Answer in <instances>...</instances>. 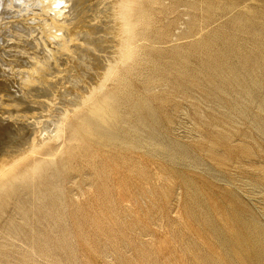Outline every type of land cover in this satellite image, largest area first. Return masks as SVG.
Segmentation results:
<instances>
[{
	"label": "rangeland",
	"instance_id": "1",
	"mask_svg": "<svg viewBox=\"0 0 264 264\" xmlns=\"http://www.w3.org/2000/svg\"><path fill=\"white\" fill-rule=\"evenodd\" d=\"M27 1L10 0L8 4L14 6H3L5 10L1 9L0 13V80L8 79L0 81V88L5 86L0 94L17 107L15 111L12 107L9 110L15 115L9 122L13 132L8 130L9 133L0 136L9 138L4 137L3 143L4 140H11V144L20 140V143L23 138L29 139L32 132L37 141L53 133L56 125L53 121L60 115L57 105L67 100L65 107L71 110L72 101L75 106L74 100H79L77 91L81 94L79 91L97 83L117 46L118 20L112 18L115 14L111 5L114 0H76V3L69 0L74 4L78 1V7L65 0H36L37 4L41 2L38 6L35 0L36 6L32 0L28 1L32 4ZM57 1L61 3L58 5ZM48 2L54 4L53 8L56 5L59 9L66 8V13L71 12L75 18L80 16L83 22L90 21L84 24L72 18L74 25L81 23L78 29L83 32L77 34L81 38L73 35L76 28L70 25L69 32L75 42L69 45L68 54L64 53L67 57L55 50L57 39L46 25L39 24L46 28L43 31L37 19L15 16L29 13L30 9L45 12L42 3ZM76 11L79 16L74 14ZM148 12L151 17L147 19ZM106 15L114 21L107 16L108 22ZM7 19L13 21L12 26ZM131 19L134 34L140 38L137 54L121 65L117 77L108 81L100 96L108 93L111 101L121 104L116 114L105 117L142 122L138 129L140 136L147 140L150 134L154 145L128 148L116 140H108L107 132L98 127L97 136L84 133L89 140L78 138L63 143L62 158L58 157L57 161L56 181L60 188L43 192H52L51 198L45 197L49 205L53 204L52 215L32 205L34 197L29 189L31 184L35 188L37 183L44 185L52 181L49 177L52 170H47L45 165L32 179L26 177V183L16 187L27 199L23 210L29 215L26 220L15 213L13 199L8 205H0V224H6L14 215L11 225L25 228L15 239L4 236L0 230V241L10 245L2 250L7 254H0V264H264V0H135ZM31 21L37 23L34 24L39 32ZM11 28L21 31V36H13ZM4 29H10L5 34L9 35L8 39L3 36ZM109 38L113 39L112 43ZM41 41L47 44H40ZM23 44L24 47L18 46ZM49 47L53 52H46ZM22 49L26 54L21 55ZM35 49L47 66L40 73L44 76L33 74L36 80L39 77L37 81L29 72L23 75L20 69L32 65L28 57ZM17 52L23 61L16 58ZM13 59L19 62L14 63ZM40 76L48 79L44 81ZM38 93L44 96L39 97ZM72 94L77 99H70ZM35 96L43 99L36 101ZM42 101L49 103L39 105ZM64 105L61 108L65 110ZM54 113L56 118L52 116ZM23 121L26 127H22ZM120 124L127 125L124 121ZM33 212H38L39 218L32 217ZM18 237L30 246L38 241L36 252L20 246Z\"/></svg>",
	"mask_w": 264,
	"mask_h": 264
},
{
	"label": "bare ground",
	"instance_id": "2",
	"mask_svg": "<svg viewBox=\"0 0 264 264\" xmlns=\"http://www.w3.org/2000/svg\"><path fill=\"white\" fill-rule=\"evenodd\" d=\"M8 1H10V0H0V13H2L1 12V9H3V10H5L4 8L5 7H7L9 4V2ZM23 1H26V0H23ZM29 1V0H28ZM27 1V2H28ZM41 1V0H40ZM65 1H68L69 2V0H65ZM79 1V0H78ZM77 1V4H74V3H71V2H73V1H71V2H69V3H71L72 5L74 4L75 6H77L78 7V2ZM81 1V0H80ZM85 1V0H84ZM98 1V0H97ZM105 1V0H104ZM107 1V0H106ZM105 1V2H106ZM11 2H13L14 3V1H11ZM11 2H10V5H11ZM32 2L34 3V1L32 0ZM35 2H36V0H35ZM38 2V1H37ZM37 2H36V4H37ZM42 2H44V1H42ZM45 2H47V1H45ZM61 3L60 1H57V3ZM75 3H76V0L74 1ZM83 2V1H82ZM92 2V1H91ZM108 2H110L109 0H108ZM108 2H107V4H108ZM113 2V3H112ZM135 2V0H114V1H111V5H112V7H113V14H115V16L114 15H112V18L114 17L115 19V22L118 20V24L116 23H114L116 26H117V28H115V29H117L116 31V33H117V35H116V38H117V46L113 43V45L114 46H116V48L114 47L113 49H115L116 51L114 52V56L113 55H111V57H113V59L112 60H108V62H107V64H106V66H105V70L100 74V76H99V79H98V81H97V83L96 84H94V85H91L90 84V86L89 87H87V89H85V87H84V89H85V91H79V92H81V94L80 93H78V91H77V94H79L80 96L78 97L79 98V100L77 101V100H74V101H76V104H75V106H74V102L72 101V104H71V101L69 102V100H68V102L71 104V105H73V106H70L72 109L71 110H69V109H67V108H69V107H65L66 106V102H67V100H65L66 102H64V103H62V104H60V105H57V106H60V108L63 106V104H65L64 105V107L66 108L65 110H64V108H61V109H63V112H62V110L59 108L57 111L60 113V115H56V113H54L52 116L54 117V118H56L57 116H59L58 118H57V120L56 121H53L54 120V118H53V122H56V125H54L55 126V128H54V131H53V133H51L50 135H48L49 133H47V136H45V137H43V136H41V138H40V140L39 141H37L36 140V136L33 134L32 135V133L30 134V136L31 137H29V139L28 138H26V140L23 138H19V139H22V141H25V142H20L19 143V141L20 140H17L18 142H14V143H10V141L9 142H5V140H4V143H3V138L5 137V135H4V137L3 138H0V205L1 206H5V205H8V203H10V202H12V201H10L11 199H13L14 201V210H15V213L16 214H18V217H20L21 219H24V220H26V218H27V216H29L28 215V213L27 212H25V211H23V210H25L26 209V201H27V199H24V197H23V195H22V191L21 190H17V186H18V184L21 186V184H25L26 183V177H29V178H33L34 176H35V174H38L39 173V170L41 169V167L42 166H46L47 167V170L49 169V170H52V172H51V174L49 175V177H50V179H52V181H48V183H46V184H41V185H38L39 183H37V186L35 187V188H33V185L31 184L30 186H29V189H31V193L33 194V197H34V201H32V205H35V206H37L39 209L40 208H42V209H44L45 211H46V213H48V214H50L51 213V210H52V208L50 207L51 205H53V204H51V205H49V202H46L45 201V197H49L50 196V198L52 197V192H54V190H56V189H58V188H60V186H59V184H58V182L56 181V177H57V168L59 167V165L57 164V161H58V159L59 158H62L60 155L63 153V151H62V146H63V143H65V142H71L72 140H76V139H78V138H80V139H85V140H89V137L88 136H86L84 133H86V134H88V135H96L97 136V132H98V130H97V127L98 128H102L105 132H107V139L108 140H116V141H118L119 142V144H124L125 145V147H128V148H132V147H142V146H152V145H154V138L150 135V134H148V136H147V140L144 138V137H141L140 136V133H139V123H142V122H140V121H136V120H134V121H132V122H129L127 119H122V120H119V117H112V116H110V117H112V118H107V117H105V114H109V115H112V114H116L117 113V110H118V108L120 107V102H118L117 100H115V101H111L110 100V98H111V96L108 94V93H104L103 95H104V97H101L100 95L102 94V92L106 89V87H107V83H108V81L110 80V79H115V77H117V75H118V73L120 72V70H121V65H123V64H125V63H127V62H129L130 60H133V57L137 54V41H138V39H140V38H138V36H137V34H134V27H135V25H134V23H133V21H132V19H131V15H132V6H133V3ZM12 3V5L14 6V4H16V3H14L13 4ZM24 3V2H23ZM29 3V2H28ZM39 3H41V2H39ZM38 3V4H39ZM49 3V2H48ZM59 3H58V5H59ZM94 3V2H93ZM98 3V2H97ZM104 3V2H103ZM29 4H32L31 3V1H30V3ZM29 4H28V6H29ZM38 4H37V6H38ZM83 4V3H82ZM105 4V3H104ZM9 5V6H10ZM12 5H11V7H12ZM27 4H24V6H26ZM34 5H35V3H34ZM42 5H43V7H45V8H43L41 5H39L41 8H43V10H45V12H42V10H41V12H36V11H34L33 12V10L31 11V9H30V11H31V13H30V11H29V13L28 12H25V13H18V14H15L14 13V11L12 12L13 14H15V16H18V15H21V16H23L24 17V19L26 20L27 18H28V20H30V19H33V21H34V19H37L38 21H39V23L37 24V23H35V24H37V25H39V24H43V27H44V25H46L47 26V28H48V31L52 34V36L54 37V38H56L57 40H56V45H57V48L55 49L56 51H58L57 49H59V54L62 52V54H64V53H67L68 54V50L70 51V49H69V47H71V46H69V45H71V43H72V41H74L75 42V40H73V38L71 37V33L69 32V27H70V25H74L75 23H74V21L75 20H77V18L78 17H76L75 18V15L74 14H76L77 13V11H78V9L77 8H75V9H77V11L73 14L74 16H72L70 13H66V11L67 10H65L66 8H61V9H59L58 8V5H56L57 6V8H55V6H54V8H53V6L52 5H54V4H52V3H49V4H46V3H42ZM60 5H62V4H60ZM89 5V4H88ZM87 5V6H88ZM3 6H5V7H3ZM36 6V5H35ZM81 6V5H80ZM80 6H79V8H80ZM90 6V5H89ZM94 6V5H93ZM107 7H108V5H106ZM110 6V5H109ZM10 7V8H11ZM17 7V6H16ZM32 7V6H31ZM46 7L47 8H49V10L51 9L52 10V8H53V13H52V11L50 10V12L48 11V9H46ZM61 7H64V6H61ZM67 7V6H66ZM84 7H86V4H85V6L83 5V8ZM99 7H101V6H99ZM99 7H98V9H99ZM104 7V6H103ZM111 7V8H112ZM19 8V7H18ZM24 8H27V7H24ZM23 8V9H24ZM32 8H35V7H32ZM40 8V9H41ZM68 8V7H67ZM82 8V7H81ZM83 8H82V10H83ZM89 8V7H88ZM93 8V7H92ZM110 8V7H109ZM8 9V8H7ZM36 9H38V7H36ZM54 9H56V11L54 10ZM59 9V10H58ZM91 9V8H90ZM103 9V8H102ZM10 12H11V10H12V8H11V10L10 9H8ZM13 10H15L16 11V8H14ZM26 10H28V8L26 9ZM47 10V11H46ZM64 10V11H63ZM69 10V9H68ZM70 10H73V8L72 9H70ZM81 10V9H80ZM81 10V11H82ZM95 10V9H94ZM108 10V9H107ZM107 10H106V13H107ZM111 11H112V9H110ZM22 11V10H21ZM20 11V12H21ZM99 11V10H98ZM79 12V11H78ZM85 12V11H84ZM90 12H92V11H90ZM11 13V14H12ZM82 13H83V11H82ZM81 13V14H82ZM95 13V12H94ZM104 13V12H103ZM11 14H8V15H11ZM12 14V15H13ZM36 14H38V15H36ZM45 14V15H44ZM79 13H77V15H78ZM86 14V13H85ZM88 14V13H87ZM102 14V13H101ZM108 14H109V11H108ZM110 14H112V12L110 13ZM0 15H2V14H0ZM42 15H44V16H48V18H45V17H43ZM76 15V16H77ZM80 15V14H79ZM78 15V16H79ZM84 15V14H83ZM83 15H82V17H83ZM89 15V14H88ZM93 15H95V14H93ZM103 15H105V13L103 14ZM147 19H148V17L150 18L151 17V13L150 12H148L147 14ZM146 15H145V17H146ZM46 16V17H47ZM84 16H86V15H84ZM96 16V15H95ZM98 16V18L100 17L101 18V16H99V15H97ZM107 16L108 15H106L105 16V18L107 19ZM110 16V15H109ZM108 16V18H110ZM6 17V16H5ZM9 18L11 17V16H8ZM7 17V18H8ZM75 19H74V18ZM91 17V16H90ZM144 17V18H145ZM3 18H4V16H3ZM72 18L74 19V21L72 20ZM81 17L79 16V18H78V20L80 19ZM97 18V19H98ZM104 18V17H103ZM112 18H110V21H111V19ZM117 18V19H116ZM6 19V18H5ZM83 19H85V18H83ZM95 19V18H94ZM105 19V20H106ZM8 20V19H7ZM28 20H27V22H28ZM81 20V22H83V20L82 19H80ZM89 20V19H88ZM88 20H84V22L85 21H88ZM99 20V19H98ZM97 20V21H98ZM113 20V19H112ZM113 20V21H114ZM5 21V20H4ZM37 21V22H38ZM72 21H73V23H72ZM107 21H108V19H107ZM106 21V22H107ZM110 21H108V22H110ZM112 21V22H113ZM0 22H2V21H0ZM12 20L11 19H9L8 21H7V23H9V25L11 24V26H12ZM26 22V23H27ZM32 22V21H31ZM76 22V21H75ZM79 22V21H78ZM77 22V23H78ZM83 22V23H84ZM88 22H90V21H88ZM92 22V21H91ZM96 22V21H95ZM94 22V24L96 25V23ZM101 22V21H100ZM111 22V23H112ZM29 23V22H28ZM33 22H32V24L31 25H35ZM87 23V22H86ZM86 23H84V24H86ZM147 23V22H146ZM30 24V23H29ZM81 24V23H80ZM80 24H78L79 26H80ZM89 24V23H88ZM108 24H110V23H108ZM113 24V25H114ZM6 25V24H5ZM78 25H74V27L76 28L75 29V34H73V35H77L78 33H82L83 31H81L80 29H78ZM83 25V24H82ZM98 25V24H97ZM114 25V26H115ZM7 26V25H6ZM30 26V25H29ZM36 26V25H35ZM88 26V25H87ZM94 26V25H93ZM110 26H112L111 24H110ZM110 26H108V27H110ZM8 28H10L9 26H7ZM37 27V26H36ZM81 27V26H80ZM86 27V26H85ZM99 27H100V25H99ZM98 27V28H99ZM107 27V28H108ZM3 28H4V25H3ZM31 28V27H30ZM38 28V27H37ZM39 28H42V25H39ZM37 29V31L38 30H40V29ZM83 28V27H82ZM94 28V27H93ZM95 28H97V27H95ZM97 28V29H98ZM101 28H103V27H101ZM101 28H99V29H101ZM106 28V27H105ZM112 28V27H111ZM114 28V27H113ZM112 28V30L113 31H115V29H113ZM33 29V28H32ZM46 28H42L41 30H45ZM84 29V28H83ZM5 30V29H4ZM10 29H8V30H5L4 32V35L3 36H5V34L7 33L6 31H9ZM11 30H13L14 31V34H12L13 32H11V34L14 36L15 34H16V36L17 37H19V36H21V34H20V32L21 31H19V30H16V29H13V28H11ZM103 30V29H102ZM106 30V29H105ZM30 31V30H29ZM56 31H60L59 33L58 32H56ZM84 31H85V29H84ZM93 31V30H92ZM104 31V30H103ZM102 31V32H103ZM39 32V31H38ZM99 32H101V31H99ZM98 32V34H101V33H99ZM0 33L2 34V32L0 31ZM34 33V32H33ZM41 33V32H40ZM107 33V32H106ZM111 33H112V31H111ZM115 33V32H114ZM9 34V33H8ZM44 34H47L48 35V38H49V34L47 33V32H43V35ZM97 34V33H96ZM253 34L255 35L256 33L255 32H253ZM7 35V34H6ZM38 35V34H37ZM47 35H46V37H47ZM79 35V34H78ZM77 35V36H78ZM95 35V34H94ZM113 36H114V34H112ZM3 36H1V38L3 37ZM11 36V35H10ZM45 36V35H44ZM108 36V35H107ZM111 36V35H110ZM6 37V36H5ZM5 37H4V39H5ZM8 37H9V35L6 37L7 39H8ZM34 37V36H33ZM32 37V38H33ZM38 37H40L39 35H38ZM43 36H41V38H42ZM79 37V36H78ZM85 37V36H84ZM83 37V38H84ZM95 37V36H94ZM11 38V37H10ZM9 38V39H10ZM36 38V37H35ZM76 38V37H75ZM79 38H81V37H79ZM86 38V37H85ZM96 38V37H95ZM98 38V37H97ZM4 39H2V40H4ZM12 39V38H11ZM38 39V38H37ZM43 39V38H42ZM51 39H53V38H50V40ZM91 39V38H90ZM103 39V38H102ZM110 39V38H109ZM6 40V39H5ZM13 40V39H12ZM11 40V41H12ZM25 40H27V39H25ZM31 40V39H30ZM29 40V41H30ZM33 40V39H32ZM38 40H41V39H38ZM38 40H36V41H38ZM78 39H76V41H77ZM88 40V39H87ZM95 40V39H94ZM100 40V39H99ZM115 40V39H114ZM54 41V40H53ZM107 41V40H106ZM105 41V42H106ZM110 41H111V39H110ZM112 41H113V39H112ZM112 41H111V43H112ZM8 42V41H7ZM9 42H10V40H9ZM8 42V44L10 45V43ZM31 42H33V41H31ZM42 42H44V41H41L40 42V44H42ZM55 42V41H54ZM115 42V41H114ZM38 42H36V44H37ZM44 43H46V42H44ZM51 43V42H50ZM79 43H80V41H79ZM91 43V42H90ZM107 43H109V42H107ZM116 43V42H115ZM18 44V43H17ZM16 44V45H17ZM26 44H28V43H26ZM35 43H34V45H36ZM40 44H39V46H37V47H40ZM47 44V43H46ZM53 44V43H52ZM73 44V43H72ZM78 44V43H77ZM83 44V43H82ZM103 44H105V43H103ZM11 45L13 46V44L11 43ZM33 45V44H32ZM106 45V44H105ZM105 45H103L104 47H106ZM113 45H112V47H113ZM6 46H8V45H6ZM19 47H24V44L23 45H18ZM88 46V45H87ZM108 46H109V44H108ZM110 46H111V44H110ZM14 47H15V45H14ZM27 47V45H25V48ZM31 47V46H30ZM34 47V46H33ZM32 47V48H33ZM51 47V46H50ZM49 47V48H50ZM54 47V46H53ZM56 47V46H55ZM89 47V46H88ZM18 48V47H17ZM42 48H43V46H42ZM83 48V47H82ZM85 48V47H84ZM101 48H102V46H101ZM101 48H100V50H101ZM2 49V48H1ZM9 49V48H8ZM11 49V48H10ZM13 49H15V48H13L12 47V51L14 52V50ZM19 49V48H18ZM18 49L17 50H15V51H18ZM38 49H41V48H38ZM45 49V48H44ZM51 49V48H50ZM48 49V50H46V52H53V49ZM75 49V48H74ZM20 50V49H19ZM24 49H22V52H20L21 53V55L23 54L24 55V51H23ZM27 50V49H26ZM25 50V51H26ZM34 50V49H33ZM76 50H79V49H77L76 48ZM92 50V49H91ZM99 50V49H98ZM111 50V49H110ZM28 51H29V49H28ZM38 51V50H37ZM40 51V50H39ZM94 51V50H93ZM4 52V51H3ZM30 52V51H29ZM33 52V51H32ZM43 53L45 52V51H42ZM42 52H41V55H42ZM92 52V51H91ZM140 52V51H139ZM9 53H12L11 51L9 52ZM18 53V52H17ZM39 53V52H38ZM56 53V52H55ZM85 53V52H84ZM108 52H106V54H107ZM14 54H16V52L14 53ZM19 54V53H18ZM26 54V53H25ZM30 54V53H29ZM59 54H57V55H59ZM71 54H73V53H71ZM74 54H75V52H74ZM102 54H104V55H106L105 53H103L102 52ZM101 54V55H102ZM110 54V53H109ZM111 54H113V53H111ZM7 55V54H6ZM12 55V54H11ZM40 55V54H39ZM37 53H36V49H35V51L32 53V54H30V57H28V53H27V56H26V58L28 57V58H31L32 59V65H31V63H30V67H29V69H27V68H20L21 69V72L23 73V75H24V73L25 72H29L30 74H34L35 76H36V74H38V75H41L42 73V71L43 70H45L44 69V66H46V63H45V60L44 61H41L42 59H41V57L42 56H39ZM51 55H52V53H51ZM64 55H66V54H64ZM70 55V54H69ZM103 55V56H104ZM16 56V55H15ZM24 56V57H25ZM45 56V55H44ZM61 56V55H60ZM63 56V55H62ZM61 56V57H62ZM78 56V55H77ZM100 56V55H99ZM6 57V56H5ZM12 57H14L13 55H12ZM17 57H21L20 56V54H19V56L17 55L16 56V58ZM66 57H67V55H66ZM70 57V56H69ZM71 57H74V59H75V56H73V55H71ZM105 58H107L108 57V59H109V57H110V55H108V56H104ZM8 58H10V57H8ZM7 58V59H8ZM22 58V61H23V57H21ZM21 58H19V59H21ZM43 58V57H42ZM54 59H55V57H53ZM81 58V57H80ZM99 58V57H98ZM102 58V57H101ZM15 59V58H14ZM14 59H13V61H14ZM44 59V58H43ZM50 59V58H49ZM57 59H59V58H57ZM71 58H69L68 60H70ZM12 60V59H11ZM61 60V59H60ZM59 60V61H60ZM63 60V59H62ZM12 61V62H13ZM27 61H31V60H29V59H27ZM53 60H51V62H52ZM58 60H57V62H59ZM19 61L16 59L15 61H14V63H18ZM57 62H55V63H57ZM63 62V61H62ZM66 62H68V61H66ZM86 62V61H85ZM8 63V62H7ZM23 63V62H22ZM27 63V62H26ZM76 63V62H75ZM87 63V62H86ZM9 65H10V63H8ZM7 64V65H8ZM13 64V63H12ZM20 64V63H19ZM48 64V63H47ZM57 64H59V63H57ZM63 64V63H62ZM65 64V63H64ZM63 64V65H64ZM82 64V63H81ZM91 64V63H90ZM26 65V64H25ZM78 65H80V64H78ZM14 66V65H13ZM15 66H16V64H15ZM22 66V65H21ZM65 66V65H64ZM9 67V66H8ZM7 67V68H8ZM11 67H12V65L10 66V68H9V70L11 69ZM25 67V66H24ZM47 67V66H46ZM45 67V68H46ZM56 67V66H55ZM60 67H61V65H60ZM76 67V69H77V65L75 66ZM90 67V66H89ZM102 67V66H101ZM104 67V66H103ZM13 68V67H12ZM6 69V68H5ZM5 69H3V70H5ZM16 70H17V67L15 68ZM19 69V70H20ZM46 69H48V68H46ZM57 69V68H56ZM55 69V70H56ZM68 69V68H67ZM73 69V68H72ZM80 70H81V68H79ZM102 69V68H101ZM7 70V69H6ZM14 70V69H13ZM49 70H50V68H49ZM78 70V69H77ZM11 72H12V70H10ZM10 71H6V72H10ZM51 71V70H50ZM54 71V70H53ZM58 71H59V68H58ZM61 71V70H60ZM59 71V72H60ZM71 71H73V70H71ZM82 71H84V70H82ZM5 72V71H4ZM5 72V73H6ZM15 72V71H14ZM21 72H19V73H21ZM63 72H64V70H63ZM86 72V71H85ZM18 73V74H19ZM41 73V74H40ZM43 73H46L47 74V72H43ZM58 73V72H57ZM73 73V72H72ZM78 73V72H77ZM92 73V72H91ZM14 74H16V73H14ZM29 74V75H30ZM53 74V73H52ZM76 74V73H75ZM98 74V73H97ZM2 75V74H1ZM11 76V78L13 77V73H11L10 74ZM22 74H20V76H21ZM28 75V77H30ZM32 75H31V77H32ZM34 75H33V78H34ZM45 75V74H44ZM44 75H41V76H44ZM78 75V74H77ZM84 75V74H83ZM4 76V75H3ZM7 76H9L8 75V73H7ZM41 76H40V79H45L44 77L43 78H41ZM49 76H51V75H49ZM48 76V77H49ZM65 76V75H64ZM76 76V75H75ZM85 76V75H84ZM5 77H6V75H5ZM15 77V76H14ZM16 77H18V76H16ZM15 77V78H16ZM53 77V76H52ZM66 77V76H65ZM65 77H61L64 81H66V79H65ZM71 77V76H70ZM73 77V76H72ZM76 77H78V76H76ZM8 78V77H7ZM19 78H21V77H19ZM39 77H37V80H39L38 79ZM57 78V77H56ZM69 78V77H68ZM73 78H75V77H73ZM79 78V77H78ZM82 78V77H81ZM4 78H2V80H3ZM22 79H24V77H22ZM31 79V78H30ZM35 79V78H34ZM48 79V78H47ZM47 79H45V80H47ZM51 79V78H50ZM49 79V80H50ZM54 79V78H53ZM53 79H51V80H53ZM69 79H71V78H69ZM89 79V78H88ZM2 80H0V81H2ZM5 81H7L8 79H4ZM12 80V79H11ZM15 80V79H14ZM29 80V79H28ZM27 80V81H28ZM36 80V79H35ZM36 80V81H37ZM44 80V81H45ZM48 80V81H49ZM97 80V79H96ZM54 81V80H53ZM53 81H51V82H53ZM69 81V80H68ZM73 81V80H72ZM75 81H76V79H75ZM78 81H80L79 79H78ZM128 81V80H127ZM9 82H10V79H9ZM15 82V81H14ZM22 82V81H21ZM47 82V81H46ZM50 82V83H51ZM57 82V81H56ZM71 82V81H70ZM85 82V81H84ZM117 82V81H116ZM123 82V81H122ZM2 83V82H1ZM3 83H4V81H3ZM19 83V82H18ZM24 83V82H23ZM26 83V82H25ZM31 83V82H30ZM29 83V84H30ZM33 83V82H32ZM48 83V82H47ZM58 83H60V82H58ZM66 83V82H65ZM72 83V82H71ZM78 82H76V84H77ZM95 83V82H94ZM124 83H125V81H124ZM6 84V83H5ZM7 84H9V83H7ZM7 84H6V86H7ZM28 84V83H27ZM49 84V83H48ZM54 84V83H53ZM38 85V84H37ZM45 85V84H44ZM57 85V84H56ZM62 84H60V86H61ZM83 85V84H82ZM125 85H127V83L125 84ZM0 86H1V84H0ZM10 86H11V84H10ZM27 86V85H26ZM25 86V87H26ZM33 86H35V85H33ZM40 86V85H39ZM49 86V85H48ZM51 86V85H50ZM71 86V85H70ZM73 86H74V84H73ZM87 86H88V84H87ZM5 86H3V88H4ZM43 87V86H42ZM46 87V86H45ZM64 87V86H63ZM72 87V86H71ZM83 87V86H82ZM3 88H0V92L2 93V91H1V89H3ZM9 88V87H8ZM24 88V87H23ZM30 88V87H29ZM44 88V87H43ZM42 88V89H43ZM58 88V87H57ZM65 88H66V86H65ZM76 88V87H75ZM46 89V88H45ZM72 89H74L73 87H72ZM82 89V88H81ZM18 90V89H17ZM34 90H39V89H35L34 88ZM68 91H70L69 90V88L67 89ZM6 91V90H5ZM24 91H26V90H24ZM28 91V90H27ZM75 91V90H74ZM121 91V90H120ZM10 92V91H9ZM35 92V91H34ZM37 92V91H36ZM51 92V91H50ZM63 92V91H62ZM71 92V91H70ZM69 92V93H70ZM5 93H7V92H5ZM24 93V92H23ZM54 93V92H53ZM61 92H59V94H60ZM66 93V92H65ZM76 93V92H75ZM3 94V93H2ZM2 94H0V136H2L3 134H5L6 132H8V130H10L9 132L10 133H12L13 131H12V129H9L10 128V126L12 125V124H10L9 122L11 121V119H12V117H14L15 115L13 114L14 112H12V111H9V110H12L13 108H14V111H15V109L17 108H15L14 106H12L11 105V103H12V101H11V103L9 102V100H4V97H2L3 95ZM34 95L36 94V93H33ZM67 94V93H66ZM71 94V93H70ZM15 95V94H14ZM43 94L41 93L40 95H39V93H38V96L40 97V96H42ZM46 95V94H45ZM49 95H51V94H49ZM63 95V94H62ZM65 95V94H64ZM73 95V94H72ZM71 95V96H72ZM74 95H76V94H74ZM74 95L71 97V96H69L70 97V99L71 98H74ZM118 95V94H117ZM16 96V95H15ZM36 96H37V94H36ZM36 96H35V98L34 99H37L36 101H40L41 99H43V98H41V99H39V97H37L36 98ZM44 96V95H43ZM53 96H56V94L55 95H53ZM53 96H52V98H53ZM13 97V96H12ZM25 97V96H24ZM27 97V96H26ZM31 98H33L32 96H30ZM29 97V98H30ZM66 97V96H65ZM21 98V97H20ZM47 98V97H46ZM51 98V99H52ZM146 98V97H145ZM160 98H162V97H160ZM11 99V98H10ZM22 99V98H21ZM34 99H31V100H34ZM44 99H45V97H44ZM63 99H65V98H63ZM68 99V98H67ZM74 99H77V97L76 98H74ZM105 99H107V100H109V102H106V100ZM20 100V99H19ZM27 100V99H26ZM30 100V99H29ZM49 100V99H48ZM21 101V100H20ZM25 101V100H24ZM44 101V100H43ZM43 101H42V103L40 102V104L39 105H44V104H48L49 102H46V103H43ZM45 101H46V99H45ZM44 101V102H45ZM53 100H50V102H52ZM13 102H14V99H13ZM27 102V101H26ZM25 102V103H26ZM31 103H33L32 101H30ZM35 102V101H34ZM60 102V101H59ZM16 103H17V101H16ZM22 103V102H21ZM20 103V104H21ZM24 103V102H23ZM39 103V102H38ZM68 103V104H69ZM36 104H37V102H36ZM69 104V105H70ZM13 105H16L15 103H13ZM62 105V106H61ZM19 106V105H18ZM25 106V105H24ZM45 106V105H44ZM50 106V105H49ZM54 106V105H53ZM12 107V109H10ZM38 107V106H37ZM51 107V106H50ZM21 108V107H20ZM31 108H32V106H31ZM40 108V107H39ZM43 108V107H42ZM48 108V107H47ZM38 109V108H37ZM45 109H46V107H45ZM50 109V108H49ZM52 109H53V107H52ZM56 109V108H55ZM54 109V110H55ZM19 110V108L16 110V111H18ZM21 110V109H20ZM36 111V110H35ZM40 111V110H39ZM51 112H52V110H50ZM49 111V112H50ZM51 112H50V114H51ZM56 112V111H55ZM129 112V114H133V112L131 111V110H129L128 111ZM18 113V112H17ZM16 113V116H18L19 114H17ZM39 113V112H38ZM46 113V112H45ZM30 114V113H29ZM48 113H46L45 115H47ZM14 115V116H13ZM54 115H56V117L54 116ZM20 116V115H19ZM22 116V118H24V114L23 115H21ZM51 116V115H50ZM41 117H42V115H41ZM28 118V117H27ZM16 119V118H15ZM26 119V118H25ZM25 119H24V121H25ZM44 119V118H43ZM52 119V118H51ZM18 120H20V118H18ZM27 120V119H26ZM30 120V119H29ZM31 120H33V119H31ZM14 121V120H13ZM16 121V120H15ZM24 121H23V125H22V127H24L25 125H24ZM42 121V120H41ZM122 121H124V123H127V125L126 126H122L121 124H120V122H122ZM30 122V121H29ZM44 122V121H43ZM50 122V121H49ZM25 123H26V121H25ZM37 123V122H36ZM35 122H34V125L36 124ZM22 124V123H21ZM32 125H33V123H31ZM31 124H29V125H31ZM104 124H106V126H104ZM17 125H19V124H17ZM37 125H38V123H37ZM50 126V125H49ZM53 126V125H52ZM101 126V127H100ZM26 127V126H25ZM32 127V126H31ZM40 127V126H39ZM41 127H42V125H41ZM51 127V126H50ZM50 127H49V129H50ZM13 128V127H12ZM46 128V127H45ZM20 129V128H19ZM17 130V132L19 131L20 132V130ZM22 129V128H21ZM24 129V128H23ZM21 130V131H23L24 133L26 132L25 131V129L24 130ZM38 129V128H37ZM41 129V128H40ZM44 129V128H43ZM43 129H41L42 131H43ZM48 129V128H47ZM33 130H36V129H33ZM16 131V130H15ZM37 131V130H36ZM42 131H40V132H42ZM52 131V130H51ZM8 132V133H9ZM16 132V133H17ZM18 132V133H19ZM50 132V131H49ZM7 133V134H8ZM18 133L17 134H15V135H18ZM21 133V132H20ZM24 133L22 134V135H24ZM35 133V132H34ZM39 133V132H38ZM12 135V134H11ZM10 135V136H11ZM13 135H14V133H13ZM19 135H21V134H19ZM29 136V135H28ZM27 136V137H28ZM7 138H8V136H6ZM5 137V138H6ZM21 137V136H20ZM37 137H38V134H37ZM40 137V136H39ZM6 138V140H8ZM10 138H12V137H10ZM16 138V137H15ZM39 139V138H38ZM12 141H14L13 139H12ZM16 141V140H15ZM27 144V145H26ZM67 153L68 154H70V150H67ZM59 157V158H58ZM49 165H54L55 167H50ZM38 179H40V177L38 178ZM50 184H52L51 186H50V188H46L45 190H43L42 191V189L43 188H45V186H48V185H50ZM35 185V184H34ZM23 189H25V188H23ZM52 190V192H48V194H44L43 192H47L48 190ZM42 191L41 193V195L39 194V191ZM5 200H6V202H5ZM50 208H51V210H50ZM20 211H23V212H20ZM44 211V212H45ZM32 217H35V218H39V216H40V214L38 213V212H33L32 213ZM43 215V214H42ZM50 215H52V213L50 214ZM45 216V215H44ZM1 218V217H0ZM16 218V216H14L13 215V217H11V218H9V221L6 223V224H0V230H2L3 231V234H4V236H6V237H12V238H16V235L18 234V233H21V232H23L24 230H25V228L24 227H22L21 225H18V226H16V225H11V223H12V221L14 220ZM48 239V238H47ZM18 240H19V242H20V246H23V247H26V248H31V252H36V249H35V247H37V246H39L40 245V243L38 242V241H33L32 242V244H31V246L30 245H26V243L23 241V240H21L19 237H18ZM46 240V239H45ZM13 246V245H12ZM10 247V245L9 244H7V242H3V241H0V254L1 253H3V249H8ZM4 252H5V250H4ZM5 254H7L6 252L5 253H3V255H5Z\"/></svg>",
	"mask_w": 264,
	"mask_h": 264
}]
</instances>
